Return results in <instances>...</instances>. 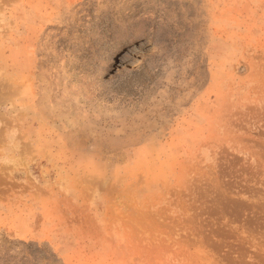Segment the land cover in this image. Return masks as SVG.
I'll use <instances>...</instances> for the list:
<instances>
[{"label":"rangeland","instance_id":"1","mask_svg":"<svg viewBox=\"0 0 264 264\" xmlns=\"http://www.w3.org/2000/svg\"><path fill=\"white\" fill-rule=\"evenodd\" d=\"M0 264H264V0H0Z\"/></svg>","mask_w":264,"mask_h":264},{"label":"bare ground","instance_id":"2","mask_svg":"<svg viewBox=\"0 0 264 264\" xmlns=\"http://www.w3.org/2000/svg\"><path fill=\"white\" fill-rule=\"evenodd\" d=\"M121 70L120 72H126V73H129L131 71H133L134 69V65H129V63H124L122 64L121 66Z\"/></svg>","mask_w":264,"mask_h":264}]
</instances>
